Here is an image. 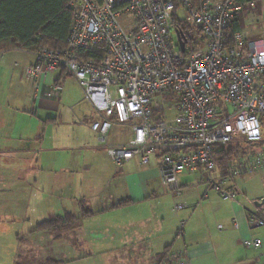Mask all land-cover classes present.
Returning <instances> with one entry per match:
<instances>
[{
	"label": "built area",
	"instance_id": "obj_1",
	"mask_svg": "<svg viewBox=\"0 0 264 264\" xmlns=\"http://www.w3.org/2000/svg\"><path fill=\"white\" fill-rule=\"evenodd\" d=\"M251 2L71 0L65 46L34 52L25 75L41 79L62 70L73 77L98 116L90 130L116 166L133 158L146 165L157 155L161 182L172 193L180 192L181 174L203 170L208 188L234 202L235 191L225 185L264 168V150L242 151L225 173L214 175L216 148L262 140L264 90L257 80L264 75V40H247L239 31L231 32L230 43L226 39L232 18ZM99 45L105 56L85 57ZM62 91L52 82L44 96L57 98ZM115 123L129 125L131 137L110 146L107 135ZM247 218L252 228L263 227L264 204ZM243 245L256 249L261 240L245 239Z\"/></svg>",
	"mask_w": 264,
	"mask_h": 264
},
{
	"label": "crops",
	"instance_id": "obj_2",
	"mask_svg": "<svg viewBox=\"0 0 264 264\" xmlns=\"http://www.w3.org/2000/svg\"><path fill=\"white\" fill-rule=\"evenodd\" d=\"M230 30L241 32L247 40H264V0L245 3L232 18ZM33 61L34 53L29 51L0 53V113L6 114L5 120L0 119V159L4 161L0 174L11 175V160L23 162L15 173L18 198L2 201L3 208L8 204L18 208L21 218L2 221L24 225L18 232L25 234L19 237L20 243L27 244L34 235L38 238L47 234L52 238V255L59 258L44 259L42 264H191V256L199 262H207L204 259L210 257L212 264H231L235 260H244L242 264L264 263L262 242L256 249L243 245L245 239L264 237V228L253 230L247 218L248 211L256 207L255 202L264 199V168L225 185L235 191L238 200L222 211L227 215L229 229L215 242L205 235V226L200 222L195 233L192 229L184 233L181 222L189 221L192 207L185 203V207L176 210L179 204H175L172 195H181L183 179L192 178L194 173L185 172L178 177L180 192L174 194L161 182L157 155H152L146 165L133 158L116 166L107 155L105 144L90 130V123L98 116L83 99L81 89L74 111L78 123L70 126L75 127L65 135L68 142L64 144L63 134L57 132L62 128L60 115L51 114L60 109L65 86L74 78L62 70L46 78H28L25 70ZM52 82L60 83L63 91L59 97L48 99L44 92ZM257 84L264 90V75ZM39 112L49 113L50 117L42 119ZM50 127L57 134L49 137L54 146L43 148V128ZM62 132L66 133L63 128ZM261 133L260 143H239L243 154L264 150V120ZM130 137L128 125L115 123L106 144L119 146ZM221 173L217 166L214 175ZM4 189L9 193L14 188ZM66 216L70 220L73 216L78 218L74 227L34 232L41 222L64 220ZM189 243L194 248H189ZM170 256L177 257L170 260Z\"/></svg>",
	"mask_w": 264,
	"mask_h": 264
},
{
	"label": "rangeland",
	"instance_id": "obj_3",
	"mask_svg": "<svg viewBox=\"0 0 264 264\" xmlns=\"http://www.w3.org/2000/svg\"><path fill=\"white\" fill-rule=\"evenodd\" d=\"M19 74L21 77L20 70ZM72 82H74L75 84ZM78 89L80 90L77 82H75V79H71L70 82L67 83V86H65V94H62V97L59 101L60 109L55 113L52 112L51 114V116L60 115L58 118L59 123H61V127L63 128V130L66 131V133L64 134V132H62V128L57 132L59 134H63L64 144L68 142V139L65 138V135L68 136V134H70L72 129L75 127L70 126L76 125L78 123L77 119L79 118L74 115V111H76L75 103L79 101L77 100L78 97H76L79 91ZM68 93H70V96H68ZM38 116L42 119H46L47 117H50V114L39 112ZM5 118L6 114L0 113V119L5 120ZM67 125H69V128ZM43 129V148H51L52 146H54V144L49 141V137L52 135H57L56 131H54L51 127ZM69 141L72 140L69 139ZM3 162L4 161L0 159V166ZM21 163L23 162L19 159L11 160V175L9 174L4 176L3 174H0V264H42L44 259L59 258L57 255H52V238L49 235L45 234L43 237L38 236V238L34 235L32 236V238H30V241L28 240L27 244H23L20 243V240L18 239L19 237L25 236V234L24 232H18H20L24 225H22L18 221L11 223H6L2 221L4 220V218H21L19 217L20 210L18 208H14L10 206V204L7 205V208L2 207V201L12 202L13 200L18 198L19 191H17V185L19 181L15 173L18 171L17 168L18 166H20ZM190 177L192 178H187L186 180L183 179L185 183H183L181 187L183 189L182 194L179 196L172 195L175 204L186 203L192 207L190 208V213L193 214H190L189 221L181 222L180 230L184 233H188L193 230V232L195 233L196 225L199 222L203 223L205 226L203 227L205 235L209 238L210 241L215 242L216 237L218 235H221L229 229V227H227L226 221L227 215L222 211H224L225 209L228 210L229 205L236 203V201L238 200L237 194L234 197V202L223 201L218 192L208 188L207 173L205 171L200 170L199 172L190 175ZM4 188L10 190H12L11 188L14 189L11 192L7 193L8 190H5ZM207 189L211 191L208 192V196L206 198H203V194L206 192ZM28 210L30 211V213L33 212L32 208ZM219 224L222 225V229L218 228ZM258 228H264V226L254 227L253 230ZM45 232L49 233V231ZM258 238L262 242V247L260 249H263L264 237L263 235H259ZM191 245L192 243H189L188 247L194 248V246ZM247 251L249 252L251 250ZM176 257L177 256H170L169 259L175 260ZM194 258V256L189 257L188 262H191V264H212L210 261V257L204 259L208 260L207 262H199ZM99 260L101 259L99 258ZM243 261L244 260H235L231 262V264H242ZM99 262L102 264V261Z\"/></svg>",
	"mask_w": 264,
	"mask_h": 264
},
{
	"label": "trees",
	"instance_id": "obj_4",
	"mask_svg": "<svg viewBox=\"0 0 264 264\" xmlns=\"http://www.w3.org/2000/svg\"><path fill=\"white\" fill-rule=\"evenodd\" d=\"M71 0H0V53L10 50L36 52L41 48H63L70 31L72 11L68 4ZM250 1V0H238ZM175 24L182 30L189 27L182 22ZM227 42L231 41V30L226 32ZM105 46L99 45L85 55L98 61L105 56ZM242 145H228L215 149L216 167L227 171L230 162L242 152ZM221 173V174H223ZM54 218L38 224L36 231L67 229L74 227L78 218Z\"/></svg>",
	"mask_w": 264,
	"mask_h": 264
},
{
	"label": "water",
	"instance_id": "obj_5",
	"mask_svg": "<svg viewBox=\"0 0 264 264\" xmlns=\"http://www.w3.org/2000/svg\"><path fill=\"white\" fill-rule=\"evenodd\" d=\"M177 34H178V40H179V43H180V47L183 50L185 41L182 39V36L179 33H177ZM262 204H264V199H262L260 202H258V201L255 202L256 206H259V205H262Z\"/></svg>",
	"mask_w": 264,
	"mask_h": 264
}]
</instances>
